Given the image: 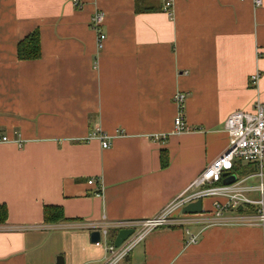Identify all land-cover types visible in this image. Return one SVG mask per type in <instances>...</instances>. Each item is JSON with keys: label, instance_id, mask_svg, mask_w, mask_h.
Masks as SVG:
<instances>
[{"label": "crops", "instance_id": "obj_1", "mask_svg": "<svg viewBox=\"0 0 264 264\" xmlns=\"http://www.w3.org/2000/svg\"><path fill=\"white\" fill-rule=\"evenodd\" d=\"M76 1L0 0V264H99L91 230L152 218L224 151L227 114L264 106V0H170V16L161 0ZM36 29L39 56L19 59L18 42ZM177 91L187 129L173 132ZM95 129L108 135L106 149L90 138ZM253 172L238 161L224 178L254 187ZM215 200L203 198L202 210ZM45 205L63 219L44 220ZM232 213L155 228L126 260L264 264L262 229L228 223ZM185 227L195 243H185Z\"/></svg>", "mask_w": 264, "mask_h": 264}, {"label": "built area", "instance_id": "obj_2", "mask_svg": "<svg viewBox=\"0 0 264 264\" xmlns=\"http://www.w3.org/2000/svg\"><path fill=\"white\" fill-rule=\"evenodd\" d=\"M161 10L171 15V1L161 0ZM72 2L78 6L76 0ZM255 5L260 4V0H253ZM91 24L96 36V47L101 48L104 32L99 31L101 14L97 11L92 14ZM258 75L251 74L248 78L249 83L254 84ZM185 93L177 91L171 97L172 103L176 106V113L173 117L172 131H184L186 128L182 117L183 101ZM223 130L227 135L226 148L224 151L212 159L202 170L196 174L195 178L186 185L181 192L176 194L166 205L152 218L138 221H123L102 223L98 230L99 241L95 244H102L104 255L99 264H144L129 263L125 257L131 250L139 245L146 235L158 227L167 226H188L190 224L202 223L209 225L221 219L225 210L233 211L232 215L227 216L228 223L233 224H258L263 232V259H264V186L261 183L264 168V106L255 102L251 111L245 112L236 110L227 114L223 121ZM94 137L99 141L100 147L106 149L110 145L108 135L98 129L91 132L90 138ZM155 139L157 136L154 137ZM0 140H7L6 135H1ZM249 163L254 166V175L259 181L254 187L244 184L243 179L235 180L229 184H222L227 172H229L236 162ZM88 185H93L94 180H87ZM100 185L98 184L95 194H99ZM257 191L255 199L249 198V193ZM221 198L215 200L210 211L202 210L196 214L181 213V208L196 199L202 200L205 197ZM242 207V209L240 208ZM241 210H240V209ZM238 209L240 211H238ZM110 227L116 230L130 228L132 232L117 247L111 241H107V231ZM186 235L185 243L192 244L197 240V235L192 234L186 227L183 229Z\"/></svg>", "mask_w": 264, "mask_h": 264}, {"label": "trees", "instance_id": "obj_3", "mask_svg": "<svg viewBox=\"0 0 264 264\" xmlns=\"http://www.w3.org/2000/svg\"><path fill=\"white\" fill-rule=\"evenodd\" d=\"M39 40H38V30H33L23 37L17 45L16 55L19 59H35L39 55ZM166 151L162 150L159 156V162L162 167L167 164ZM43 216L46 221H57L62 220V212L56 206L45 205L43 207ZM6 220V207L4 204H0V222Z\"/></svg>", "mask_w": 264, "mask_h": 264}, {"label": "water", "instance_id": "obj_4", "mask_svg": "<svg viewBox=\"0 0 264 264\" xmlns=\"http://www.w3.org/2000/svg\"><path fill=\"white\" fill-rule=\"evenodd\" d=\"M234 180L235 177L233 175H230L224 178L222 184H229L231 182H234ZM201 211H202V204L200 199H196L193 202L187 203L181 208V213L184 214H196V213H200ZM131 232L132 229L130 228L117 230L111 241L113 246L117 247L118 245H120ZM88 237L91 243L95 244V242H98L99 241L98 230L97 229L91 230L88 234ZM127 258L128 256L125 257V260ZM55 259H56L55 264H63L61 256H56Z\"/></svg>", "mask_w": 264, "mask_h": 264}]
</instances>
